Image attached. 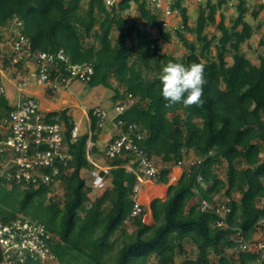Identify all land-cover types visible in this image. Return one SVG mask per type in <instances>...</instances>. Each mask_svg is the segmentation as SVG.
Here are the masks:
<instances>
[{
	"label": "trees",
	"instance_id": "trees-1",
	"mask_svg": "<svg viewBox=\"0 0 264 264\" xmlns=\"http://www.w3.org/2000/svg\"><path fill=\"white\" fill-rule=\"evenodd\" d=\"M182 1L170 5L182 25L175 35L184 52L175 58L160 47L170 42V33L160 26V11L146 0H119L109 9L103 0H0V32L10 21L21 22L13 36L23 37L28 56L11 64L12 56L2 52V70L13 79L21 81L23 64L37 53L62 50L70 64L91 67L84 82L88 87L110 90L114 107H124L118 117L121 133L161 167L155 183L167 185L177 162L201 159L183 167L165 196L150 202L151 221L145 223L146 207L140 205V212L131 215L136 177L125 169L133 158L129 151L113 159L104 156L110 185L93 200L88 197L93 189L80 173L95 167L87 160L86 144H92L95 163L103 131L94 109L87 112L89 132L72 144L68 137L74 124L67 111L47 114V121L65 127L70 160L54 177L58 186L26 185L0 175V223L9 226L21 219L41 226L48 236L46 258L27 254L20 263L13 255L12 264L255 263L256 253L242 250L237 239L254 241L258 229L264 230V56L252 63L241 46L263 26L264 3H252L256 7L250 10L251 3L239 0L235 18L225 24L222 10L230 8V0H205L189 26ZM130 8L135 15L128 19ZM247 13L255 24L245 19ZM170 60L204 65L201 106H166L157 76ZM60 69L69 75L63 65ZM5 95H0L1 130L13 109ZM57 187L61 197L54 193ZM203 201L212 208L199 210ZM221 205L229 212L218 226L215 210Z\"/></svg>",
	"mask_w": 264,
	"mask_h": 264
},
{
	"label": "built area",
	"instance_id": "built-area-1",
	"mask_svg": "<svg viewBox=\"0 0 264 264\" xmlns=\"http://www.w3.org/2000/svg\"><path fill=\"white\" fill-rule=\"evenodd\" d=\"M150 3V7H154L160 11V26L163 31L176 32L182 29V25L177 21H172L177 13L171 11L170 5L172 0H146ZM246 2L264 3V0H244ZM118 0H103L105 7L114 6ZM200 2V0H198ZM237 0L229 2V6H233ZM163 14V16H162ZM17 28L22 24L19 21H12ZM264 27V17L262 18ZM16 28V29H17ZM165 31V32H167ZM22 43H25L23 37L13 36L12 43L9 45L8 55L12 56L11 64H15L25 56L26 52L22 49ZM23 71H26L35 85L43 87L54 93L65 87L69 82L79 81L86 82L92 74L91 67L86 65H72L62 50L56 53L40 52L33 56L27 63L23 64ZM65 67V71L69 74L67 77L61 73V66ZM76 76L78 79H76ZM23 77L21 81L15 82L18 93L23 92L26 86ZM6 91L0 86V95H5ZM124 107H114V115L109 118L103 110L95 109L94 115L98 118V127L103 128L104 123L108 120L112 122V134L110 138L113 141L106 144L104 156L113 159L115 156L123 154V151H129L133 158L131 163L125 166L128 172L136 177V184L133 188L135 194L133 200V210L131 215L135 216L140 212V203L137 200V194L140 187L145 182L155 181L158 178L161 167L154 165L146 155H144L133 143V138L121 133L118 117L123 112ZM3 128L0 129V175H4L7 181L13 180L17 183L26 185L32 183L36 185H49L53 182L58 186V180L54 181V177L59 175L60 167L66 166L70 160L67 152V144L65 141V127L57 122L46 120V116L41 112L36 101L31 97H24L18 100L12 111L8 114L3 122ZM79 136L77 124H74L70 131L69 142L72 144ZM140 137L137 135L136 139ZM90 161V160H89ZM95 170L89 173V186L93 190H102L105 185V176L109 168L99 167L90 161ZM201 159H189L176 163L177 167L189 168L195 164H199ZM131 164H136L135 168ZM103 172V176L99 175V171ZM47 171V172H44ZM200 182V178H197ZM212 207L206 202H202L199 210L206 211ZM229 212L226 205H221L215 210V214L220 218L218 226L224 225V218ZM48 236L43 228L34 223H28L21 219H17L9 226L0 223V253L2 256V264H12L11 256L15 255L22 263L27 254L35 258L39 255L41 259L46 258V251L43 249V241ZM242 250L251 249L255 252L257 258L254 264H264V230L258 229L254 241L242 242L237 239Z\"/></svg>",
	"mask_w": 264,
	"mask_h": 264
},
{
	"label": "rangeland",
	"instance_id": "rangeland-1",
	"mask_svg": "<svg viewBox=\"0 0 264 264\" xmlns=\"http://www.w3.org/2000/svg\"><path fill=\"white\" fill-rule=\"evenodd\" d=\"M212 1H215V0H212ZM200 2L202 4L203 0H200ZM200 2H198V0H183L182 1V5L186 7L187 9L189 26H193L195 23L197 11H198V5ZM82 5L85 6L84 3H82ZM254 5H252V3L251 5L249 4L248 5L249 9L252 10V7L255 8L256 6ZM222 12L225 16L224 17L225 24H228L229 21L234 19L236 16V11L234 8L225 9L224 7ZM134 15H135V11L133 10V8H130L125 13V16L128 19H131L132 17H134ZM261 17H264V14ZM160 19H161V16H160ZM245 19L251 24L256 23V21L253 20L250 14L248 13ZM259 19H260V15H259ZM175 20L179 22L178 24L180 25L181 20L179 18V15H176ZM8 24H9V27L6 28L4 31L0 32V84L4 87L6 91L5 96L8 98V102L11 104L12 102L15 101V97L20 95V93H18L15 88V85H14L15 82L13 81L14 82L13 84L11 81L12 79V76L10 75L11 72L10 71L5 72L4 70H2V66H1L2 61H3L2 52L4 53L9 52L10 50L9 42H10V39H12V36L14 35V33H16V28H17V25L13 23L12 21H10ZM209 31L212 32L213 29L209 28ZM148 32L150 33L151 36H156V30H149ZM167 32L170 33V42L167 44L160 43V47L162 48L163 52H166L167 54L175 58H180L184 52L183 47L181 46L180 42L176 38L175 32H171V31H167ZM214 33L218 35L216 31ZM186 36L188 39H191L190 34H187ZM261 39L264 40V27L263 26L259 30L254 31L251 38L241 46V51L244 52L247 55V58L250 59V61L255 64H257L258 56L260 55L264 56V43L263 45H259V42ZM23 77L25 78L24 82L26 86L23 88L22 94H25L27 92L25 94L26 97L31 94H36V93L38 94L40 91H43L41 88L35 86L34 80L31 79L28 75H26V71L25 72L23 71ZM112 95L113 93L110 90L99 88V87L90 88L86 84L80 83L78 81H72V82H69L65 86V88H61L60 90L54 92V95L51 96L52 97L51 101L52 102L55 101L56 103L58 102L57 108L61 110H58L57 112H60L63 110L67 111V114L71 117V119L75 123H78L77 124L78 131L80 134H82L84 132H89V121L87 118V112L89 109L99 108L105 111L109 118L114 114V104L111 101ZM20 97L22 99L24 98V96L22 95H20L19 98ZM35 99H36L35 101L38 104V107L45 105L44 101L49 100L48 98L44 99V97L43 98L35 97ZM73 110H74V113L72 114ZM42 111L44 115H47V113H45L44 110ZM103 129L104 131L106 130L105 127ZM87 143L89 144H86V153L88 154V159L91 160L89 154H90V149L92 147V144L91 142H87ZM98 147L99 149H103L105 147V141L102 142V140H100ZM80 175L81 177L85 179L86 185L89 186V181H90L89 172L81 171ZM151 185L157 186V188L158 186H161L155 183V181H152ZM102 190H92V192L89 193L88 197L91 200H93V198H95V196H98ZM54 193L60 197L62 196V190L58 187L55 188ZM143 220L145 221V223H148L149 221H151L149 219L148 213L144 215ZM127 228L128 230L131 229L129 226H127Z\"/></svg>",
	"mask_w": 264,
	"mask_h": 264
},
{
	"label": "clouds",
	"instance_id": "clouds-1",
	"mask_svg": "<svg viewBox=\"0 0 264 264\" xmlns=\"http://www.w3.org/2000/svg\"><path fill=\"white\" fill-rule=\"evenodd\" d=\"M204 1L205 0H203V2ZM230 1H232V0H230ZM118 2H119V0H118ZM118 2L112 7L113 8L117 7ZM238 2H239V0H237V3ZM246 3L259 4L256 2H246ZM199 5H201V2L199 3ZM235 5H233V6H235ZM233 6H229V7L233 8ZM112 7H109V8H112ZM106 8H108V7H106ZM177 15H178V13H177ZM261 16H260V18H263ZM175 18H173L172 21H176ZM180 24H181V22H180ZM157 79L160 83V93H161L162 97L168 102L166 106L171 107L177 103H182V105L185 108H188L191 106L199 107L202 105V103H203V100H202L203 86L206 83V80L204 78V65L202 63L193 62V63L185 65L183 63L173 62L170 60L162 67L161 71L159 72V74L157 76ZM80 83H82V82H80ZM83 84H85V83H83ZM63 88H65V87H63ZM97 109H99V108H97ZM110 123L112 124V122H110ZM79 135H80V133H79ZM86 157L88 159V154ZM88 161H89V159H88ZM90 161H92V160H90ZM107 175H108V173H107Z\"/></svg>",
	"mask_w": 264,
	"mask_h": 264
},
{
	"label": "crops",
	"instance_id": "crops-1",
	"mask_svg": "<svg viewBox=\"0 0 264 264\" xmlns=\"http://www.w3.org/2000/svg\"><path fill=\"white\" fill-rule=\"evenodd\" d=\"M264 14V11L261 13V15H263ZM263 56V55H262ZM11 81H12V83L14 84V82L15 81H17V80H15V79H11ZM14 81V82H13ZM15 85V84H14ZM35 86H37V85H35ZM37 87H39V88H41L43 91H40L38 94L36 93V94H31V95H29V96H27V97H31L32 99H34V100H36L35 99V97H38V98H43L44 97V99H49L48 101H44V104L45 105H42L41 107L39 106V108H40V110H41V112H43L42 110H44V112L45 113H47V114H49V113H53V112H57L58 110H61V109H59V108H57V104H58V102L56 103L55 101L54 102H52L51 101V98L52 97H50V96H48V90L47 89H45V88H43V87H40V86H37ZM23 93V92H22ZM22 93H20V95H22V96H24V97H26L25 96V94L27 93H25V94H22ZM20 95H18V96H16L15 97V101L14 102H12L10 105L11 106H14V104L18 101V100H20V99H22L21 97L19 98V96ZM11 97V96H10ZM7 98V97H6ZM8 99V98H7ZM37 103V102H36ZM65 104H66V102H65ZM38 105V104H37ZM74 113V110H73V112H72V114ZM108 113V112H107ZM109 114V113H108ZM110 115V114H109ZM113 116V115H112ZM111 116V117H112ZM110 117V118H111ZM73 121V120H72ZM73 123L74 124H78V123H75L74 121H73ZM105 127V131H104V129H103V131H102V136H101V140H102V142L103 141H105V147H106V144H107V139L108 138H110L111 137V134H112V130H113V127H112V124L110 123V121H106L105 123H104V126H103V128ZM109 135V136H108ZM87 144H89V143H87ZM105 147L103 148V149H100V151H101V156H98L97 157V159H94L95 160V164H97L99 167H106V168H109L106 164H105V161H104V150H105ZM90 155V154H89ZM90 158H92V156H90ZM92 160V159H91ZM182 170H183V168H180V167H177V166H173V167H171V171H170V174H169V182H168V184L167 185H161V184H159V185H161V186H158V188H157V186H152L151 185V183H152V181H150V182H145V183H143L142 185H141V187H140V191H139V193H138V195H137V200H138V202H140V204L142 205V206H144V207H146L147 208V213L149 214V219L151 220V218H150V211H149V205H150V202L153 200V199H156V198H160V199H162L164 196H165V194H166V190H167V187L169 186V185H174L176 182H177V180L179 179V177H180V175H181V173H182ZM105 181H106V186H109L110 185V177L108 176V175H106L105 176ZM143 186V187H142ZM146 213V214H147ZM150 222V221H149Z\"/></svg>",
	"mask_w": 264,
	"mask_h": 264
},
{
	"label": "water",
	"instance_id": "water-1",
	"mask_svg": "<svg viewBox=\"0 0 264 264\" xmlns=\"http://www.w3.org/2000/svg\"><path fill=\"white\" fill-rule=\"evenodd\" d=\"M99 175H100V176H103V172H102V171H100V172H99Z\"/></svg>",
	"mask_w": 264,
	"mask_h": 264
}]
</instances>
